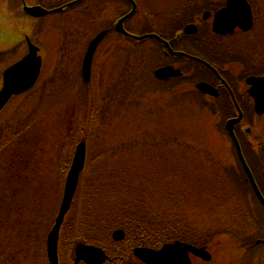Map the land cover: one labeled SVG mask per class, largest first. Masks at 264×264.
<instances>
[{
  "label": "rangeland",
  "instance_id": "1",
  "mask_svg": "<svg viewBox=\"0 0 264 264\" xmlns=\"http://www.w3.org/2000/svg\"><path fill=\"white\" fill-rule=\"evenodd\" d=\"M27 1L43 5L52 11L43 22L45 27L38 29L39 32L43 31L41 41L35 38L36 34L32 37V26L29 31L31 40L40 45L44 62L47 59L48 65L42 80L56 76L59 66L55 55L58 40L65 41L69 47L64 50L69 63L64 68L67 74L63 77L66 76V81L61 88H55V85L51 87V91H55L51 99L60 102L62 98L66 103L55 108L49 106L47 109L36 87L31 96L25 99L21 97L22 100L14 99L0 112V131H5L0 138L1 264L4 259H7L8 264H46L45 239L59 207L67 165L70 164L79 141H85L87 150L90 151L91 141L87 142L89 135L98 142L93 146V155L96 156H86L85 166L79 177V184L87 190V194L84 200L81 199L82 187L78 184L73 208L71 207V212L66 217V222L74 220L76 211L82 205L81 225L84 234H95L92 231L103 225L108 216L111 217L126 205L159 211L184 207L189 213L193 211L200 215L196 221L189 220V226L195 223V226L207 231L223 228L222 218L235 209L233 200L237 202L240 214L246 211L249 205L245 195L242 193L235 196L236 182L233 177L239 174L237 168L231 166L235 155L225 130L226 121L236 117L234 105L228 103L225 96L219 99L198 96L200 102L195 98L194 101L177 103L179 97H186L181 92L193 96L190 94L193 92V84L203 74L196 75L191 72V66L187 63L181 64L188 84L173 87L170 93L165 84H157L153 79L141 83L148 84L145 91L153 90L152 95L142 102V108L152 112L153 116L151 120L148 117L135 119L133 110L126 113L128 100L124 102V106H119L118 102L112 100L110 107L107 95L104 97L109 84L115 82L112 76L119 68L120 55H125V52L117 51L111 56L110 51L129 45L116 33H112L111 37L110 34L107 35L103 45L99 47L90 86L79 92L72 85L74 72L80 68L81 55L85 50L83 46L78 55L81 47L76 42L82 40L81 44L87 43L95 36L91 33L106 27L118 14L128 10V6L121 0ZM193 1L137 0V12L127 22V26L136 31L148 29L149 25L157 30L165 26H182L193 18L187 11ZM8 7L7 0H0V18L5 13L4 17L8 19ZM200 8L198 4L194 9V14H198L199 18L200 14L196 9ZM15 27V24L11 25V29ZM262 28L264 29V20L261 12H258L255 34H260ZM197 38L209 45H222L220 40L206 32L200 33ZM140 47H152V51L156 49L149 40L142 42ZM191 51L204 53L200 48H192ZM233 58L228 60H234ZM155 59L156 66L168 64L161 55H157ZM231 65L229 64L234 73L244 69L240 77H231L229 81L241 92L239 95L237 93L238 100L245 105L244 119L237 125L243 135V143L247 142L252 149L245 156H254L256 153L263 156L264 116H257L249 110L250 101L244 90L246 84L243 78L245 73L249 75L250 68L240 62ZM149 75L152 77L151 73ZM42 80L39 81L40 84L44 82ZM63 94L67 96L62 97ZM79 97L82 100H76ZM247 111L250 113H246ZM6 118L10 122H5ZM19 120H24L27 124L19 133L7 127L15 125ZM78 127L82 130V137L76 132L65 133L66 130H77ZM110 188L115 189L114 192ZM123 190L128 196L127 202L125 196L120 194ZM135 199L137 204L133 202ZM254 211L260 212L259 208ZM250 228L251 232L256 230V223ZM220 241L211 249L213 264L236 262L231 249H223L226 238ZM228 245L230 248L231 244ZM247 255L249 258L253 257L251 253ZM243 258L246 259V256ZM193 264L202 263L194 260Z\"/></svg>",
  "mask_w": 264,
  "mask_h": 264
},
{
  "label": "trees",
  "instance_id": "2",
  "mask_svg": "<svg viewBox=\"0 0 264 264\" xmlns=\"http://www.w3.org/2000/svg\"><path fill=\"white\" fill-rule=\"evenodd\" d=\"M144 41L145 40H132L130 41V46H128L129 48H120L118 50L125 52V55L123 57L120 55L119 68L118 70H116L117 72H115L114 76H112V79H114L115 82L109 84V86L107 87L108 90L107 92H105L104 97L107 95L108 102L114 100L120 104L119 106H124V102L128 100L129 103L126 113H128L129 110H133L136 117L135 119L142 120L145 119L144 117H148L151 120V116H153V113L149 110L145 111L144 108H142V102L145 98H149L152 95L153 90L145 91V87H147L148 84L141 85V83L143 84V82H149V80L153 79L149 75V73H151L155 65V53L157 52V50L155 49V51H152V47H150V49L147 47H140L141 43ZM64 48L65 46L61 47L60 50ZM114 53H116V50L114 52H111L110 55L112 56L114 55ZM150 56L153 57L151 58L152 60H150ZM64 57L65 55H62V59L58 61L59 66L56 76L42 82L41 84L39 83L37 86V89H39L38 92L41 94L42 99H44V102L47 105V109L49 106H51V108H55L56 106L63 104L65 100H63L61 96H67L66 94L61 95L60 102H54L53 98L51 99V95H53V92L55 93V91H51V87L55 85V88H57L56 86H59V88H61L63 83L66 81V77H63V75L66 74L64 68H66L65 65L69 66V63ZM153 82L158 84L155 79H153ZM182 84H185L184 81H182L181 79H177L174 80L172 84H165V87L170 93L173 87H177L178 85L182 86ZM72 85L75 86L80 92L83 91L82 89L88 88V86H90V83L85 84L81 82L80 75L77 72V74L74 73ZM181 93L186 97H179V101L177 103H183L185 101L191 100L194 101L195 98L198 102H200L199 97H202V95L199 92L197 93L196 91L190 92V94H192L193 96H188L186 92ZM31 94L32 92H29L22 97L25 99L26 97L31 96ZM18 98L21 100L23 99L21 98V96ZM76 100L79 101L82 100V98L79 97L76 98ZM9 119H11V117ZM23 121L24 120H19L15 125L12 124L7 127H9L10 130H16V133H19L20 130L27 125ZM5 122H10V120L7 121L6 118ZM4 132L5 131H0V138L2 137ZM68 132H76L78 136L82 137V130H80V127H78L77 130L75 128L72 131L66 130L65 133ZM90 141V151L88 150L87 156H96L93 155V146L97 144L98 141L95 137L89 135L87 142ZM150 143L151 142H149V144ZM3 146L4 144H2V147ZM232 147L234 151L233 154L235 155L233 156L234 162H236V164L238 163L239 168H241L233 144ZM252 158L255 163L253 164L255 169H264V154L263 156L255 155L252 156ZM89 160L92 164L90 158ZM236 164L232 163L231 166L235 167ZM117 172L118 174L120 173V171ZM260 174L256 178L259 186L264 187V175ZM237 178L238 177L234 176L233 180L236 181ZM244 183L247 184V182ZM118 184L119 183H116V185ZM79 187H82L80 189V194L82 193L81 199L84 200L87 194V190H84L81 184H79ZM114 190L115 189L110 188L111 192H114ZM124 191L125 190L121 191L120 194L125 196L127 202L128 196L125 195ZM135 201L133 202L137 204L136 199ZM233 201L235 202V209L229 211L227 216L222 218L221 221L223 222L221 224L223 228L221 229H212V231H207L205 228H198L197 226H195V223L189 226L188 221H196L195 219L200 215H198L197 212L195 213L193 211L189 213L188 211L184 210V207H175V210L169 209L172 211H159L150 210L147 208L137 209L126 205L125 208L119 209L117 212L112 214L111 217L108 216V220L103 225H100L98 229L92 231L95 234H90V236L88 234H84L82 230L81 224L83 220L81 217V212L83 208L81 205L80 208L76 211V218L74 220H72L71 222H66L65 219L63 222L58 242L59 262L60 264H63L64 262L66 264H70L73 257L74 244L78 241L100 246L108 255V259L103 264H137L131 253L134 247L146 246L151 248H159L162 244L173 240H181L197 246L206 245L208 247H212L219 244L222 238H226V242L224 245H227L229 247L228 244H231V247L229 248L231 249V251L240 252V246L243 247L247 244L253 243L254 239L252 236L249 239L244 237V235H246L245 230L250 231V227L254 226V223L264 222V209L260 207L259 210L261 211V213L258 211L253 212L254 207L249 206L248 208H246V211H244L243 214H240V208H237V202L235 200ZM253 201L257 202L254 198V195ZM133 202L130 204H133ZM70 212L71 209L67 215H69ZM211 224H213V222ZM38 226H41V221ZM116 228L122 229L125 234V238L120 242H114L111 239V231ZM256 247L257 246L254 245L251 248L254 249ZM44 261H46V264H48L46 257L44 258ZM3 264H8L7 259L3 260Z\"/></svg>",
  "mask_w": 264,
  "mask_h": 264
},
{
  "label": "flooded vegetation",
  "instance_id": "3",
  "mask_svg": "<svg viewBox=\"0 0 264 264\" xmlns=\"http://www.w3.org/2000/svg\"><path fill=\"white\" fill-rule=\"evenodd\" d=\"M7 1L8 5L10 6L7 10L8 19H5V13H3L0 18V21H2V24H0V81L3 80L5 71L11 65L28 54L30 48L29 42L38 47L37 55L41 57V66L39 72L40 78L42 74L46 72L47 59L44 63L40 45L38 43H34L30 39H32V37H34V35L36 34L35 38L41 41L40 38L43 36V31L40 33L37 29H34V21L38 20L40 21V25H42V20H45L46 17H39L37 19L30 17L21 11V8L19 7V0ZM134 1L136 2V14V11L138 9V2L137 0ZM128 4L130 6L129 1ZM198 4L201 8L196 9V11L199 12L200 18L198 17V14H194V9ZM246 5H248V7L250 8L252 15L253 26L251 27V29L244 31L239 27H235L231 33L223 34L222 36L220 34L215 35V33L212 31V22L214 15L218 11L229 7L230 11L226 16L244 15L247 10ZM187 11L191 15H193V18L189 22L193 25H196H194L196 27V34L187 35L181 38V48L188 50L187 52L183 50L182 51L190 56H196L200 58L201 61L205 64L200 63V61L192 60L186 56L171 57L168 53H166V50L164 51L165 60L168 62L169 66H174L175 68L179 69L182 75L183 69H181V64L187 63L189 66H191V72H195L196 75L203 74V77L199 81L207 82L214 88H216L218 93L217 97H220L222 94H227V96L231 99L233 98V100L236 98L235 101L237 102V107L241 111H243L245 105L242 103V101L238 100L239 97L237 96V93L239 95V93L241 92H238L237 88L229 80L231 77H240V74L244 72V69L242 67L243 70H238L237 73H234L229 64H232L231 66H234L237 62H240L242 65H247L250 68V71H248L249 75L245 73L246 76L243 79H246L249 76L259 77L264 75V32H261L257 35L254 32L257 24V13L261 12V15L264 17V0H194L192 4L189 5ZM128 21H126L125 24ZM231 22L232 21L230 19L223 20L221 21L220 26L226 28L228 26V23L230 24ZM12 24L16 25L15 29H11ZM30 26H32L31 28L33 30L32 37L29 34ZM172 28L174 27L165 26L162 29L172 31ZM158 29L160 31L162 30L161 27ZM199 32H206L211 33L215 36H220L217 37V40H220V42H222V45L218 47L216 45H209L200 41L197 38V34H199ZM37 33L39 34L37 35ZM192 48L202 49L204 52L202 53L203 55H196L193 51H191ZM226 53L230 54L232 57L228 56ZM234 56L235 58H233ZM230 58H233L234 60H228ZM222 62H224V64ZM173 81L174 80L170 79L166 81L165 84H172ZM244 90H246V88ZM203 96L206 97V95ZM234 109L235 111L237 110L236 106H234ZM252 173L254 175V178L259 176L257 172L254 173L252 171ZM261 173L262 174L260 175H264V171H261ZM240 175L242 176L243 174ZM242 180L246 181L248 179L244 176V179L242 178ZM237 188L240 191H244V195L246 198H251V200L248 201V204L250 206H253L254 191L250 188V186L243 184L241 186H238ZM262 189L264 190L263 186ZM260 191L261 193H263L261 188ZM255 204L257 205V207L260 206L258 202ZM255 245L257 247L253 249L254 256L250 264H264V237L261 240L257 239L255 241ZM248 247L249 245H245L243 247L240 246V252L248 250ZM194 260L200 263L202 262L198 258L191 257L192 263ZM206 264H213V261H209Z\"/></svg>",
  "mask_w": 264,
  "mask_h": 264
},
{
  "label": "water",
  "instance_id": "4",
  "mask_svg": "<svg viewBox=\"0 0 264 264\" xmlns=\"http://www.w3.org/2000/svg\"><path fill=\"white\" fill-rule=\"evenodd\" d=\"M25 11L33 16H39L48 13V11L38 6L32 8H25ZM133 11H134V5L132 11L129 14L118 20V22L115 25V29L125 36H131L133 38L145 37V36H140V37L132 36L129 33H127L122 27L123 21L127 17H129L133 13ZM190 28L191 26H187L186 28H184V31L190 32L189 31ZM105 33L106 32L104 31L98 34L96 37H94L91 40V42L88 45L87 51L83 58L82 69H81L82 79L84 81L89 80L92 56L94 54V51L98 43L101 41ZM147 36H155V35H147ZM36 50H37L36 47L31 46L30 53L27 56H25L23 59H21L20 61H18L17 63H15L13 66H11L9 69L5 71L3 87L0 90V108H2V106L8 101V99L13 94H18L22 91H25L30 87H32V85L34 84L38 76L39 67H40V58L36 56ZM178 74L179 72L173 71L171 67L162 68L154 72V75L158 78H166L170 75H178ZM248 83L252 85L249 90V93L254 98L255 111L258 114L264 113V77L258 79L250 78L248 80ZM197 88L201 92L206 94H212V95L217 94L216 91L212 88V86L204 82L198 84ZM240 118H241V114H239V117L236 119L228 120L226 123V128L236 145L237 152L242 160L243 166L245 170L248 172V175L250 176V180L253 185V188L259 200L264 205V199L261 196L256 184L254 183L249 173L246 164L242 159L238 143L233 134V130H232L233 124L239 121ZM84 161H85V144L83 142H80L75 149L69 170L65 178L62 199L59 204V208L55 216L53 226L51 230L48 232L46 238V254L49 264H58L57 240H58L60 226L63 222L66 213L70 208L74 193L76 191L79 173L84 166ZM112 237L116 241L121 240L123 238V232L121 230H115L112 234ZM133 253L145 264H191L189 259V254L198 256L204 261H209L211 258L210 254L207 252V250L204 247L197 248L190 244L180 241L166 243L159 250H153L150 248H136ZM81 260H83L87 264L102 263L105 260V254L98 247L79 243L75 247L74 264H79V261Z\"/></svg>",
  "mask_w": 264,
  "mask_h": 264
}]
</instances>
